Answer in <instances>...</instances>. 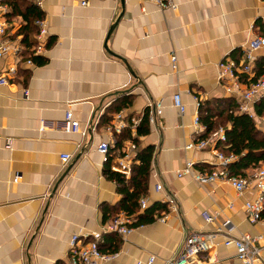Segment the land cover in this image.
Masks as SVG:
<instances>
[{
    "label": "crops",
    "instance_id": "0c3cea01",
    "mask_svg": "<svg viewBox=\"0 0 264 264\" xmlns=\"http://www.w3.org/2000/svg\"><path fill=\"white\" fill-rule=\"evenodd\" d=\"M27 1L43 17L34 20L35 32L25 39L20 29L27 22L11 6L8 19L23 48L0 59V75L18 66L16 79L0 84V264H74L73 235L88 241L102 232L100 246L119 253L107 264L178 260L194 232L215 236L190 264H243L236 248L225 244L228 235L242 234L261 237L264 261V211L259 220L246 211V203L259 195L256 181L250 179L243 192L226 180L200 183L195 174L211 170L214 150L221 151L219 141H225L187 148L205 133L194 122L202 113L198 102H210L217 119L223 109L219 99H231L234 112L242 113L240 98L219 80V63L241 60L249 43L264 37V0H173L177 7L167 10L147 0ZM41 20L48 33L37 52ZM30 58L33 66L26 63ZM263 62L261 49L255 65ZM261 99L247 114L264 133V114L257 112ZM224 108L226 115L227 104ZM68 111L80 123L78 132L67 130ZM146 115L149 132L140 135ZM9 139L12 149L6 147ZM102 142L110 144L107 155L98 149ZM146 148L153 156L139 212L156 202L168 209L156 211L153 222L135 225L136 215L121 209L124 195L108 170L129 183L133 165L140 163L135 156ZM63 154L71 159L64 161ZM126 154L129 174L117 168ZM188 162H194V172L179 175ZM260 169L264 161L240 176L252 178ZM121 214L130 216L133 231L106 233Z\"/></svg>",
    "mask_w": 264,
    "mask_h": 264
},
{
    "label": "built area",
    "instance_id": "2783aa9c",
    "mask_svg": "<svg viewBox=\"0 0 264 264\" xmlns=\"http://www.w3.org/2000/svg\"><path fill=\"white\" fill-rule=\"evenodd\" d=\"M31 1V0H30ZM155 2L162 10L170 8H176V4L173 0H147ZM37 4H42L43 0H34ZM83 5L88 3L87 0H81ZM11 12V5L9 0H0V59L11 54H19L23 48L22 44L15 35V26L13 22L8 19V14ZM41 25V31L38 35V45L36 46L37 52H40L43 48L42 40L48 33L47 24L45 21H39ZM261 49H264V37L260 36L253 39L249 45L245 48L243 58L239 61L234 58H229L226 61L219 63V80L224 84L226 92L230 95H234L240 98V111L242 113L253 114L251 106L257 101V99L264 97V73H262L256 81H248L243 79V74L252 76L255 74L254 67L258 59V53ZM28 66H33L32 59L27 60ZM18 75V66H9L5 75H0V84L6 85L12 79H16ZM28 94V91H27ZM175 105L180 108L181 112H184L186 107L181 100L180 94L174 96ZM202 104L198 102L200 107ZM157 112L161 113V104H157ZM67 130L78 132L80 123L73 116L71 111L67 112ZM195 125L200 130L205 131L206 126L202 123L201 115L198 114L194 119ZM216 140L226 141V133L223 127H220L207 139L201 138L198 141H193L187 145L189 149L201 150L206 148L209 143ZM6 147L12 149L13 140L9 139L6 142ZM99 151L104 155H107L110 150V144L108 142H102L99 145ZM217 156L216 164L212 165L211 170L207 172H197L195 178L200 183H211L216 180H226L231 183L239 192L245 191L250 186V179L256 181V186L259 190V195L255 200L248 201L246 203V211L248 215L254 219L259 220L262 217L264 211V169L258 170L252 178L247 176L232 175L228 170V165L233 161L234 156H227L222 151L214 150ZM127 159H122L117 167L120 171L129 174L132 167L129 162L130 155L126 154ZM62 159L68 161L71 159L70 154H63ZM194 162H188L185 169L179 172V175L183 173H193ZM158 190L163 189L162 184L157 186ZM148 203L147 197L141 198V205L145 207ZM207 221H213V216L210 214H204ZM131 221L128 215H119L109 222L104 229L106 233L117 232L120 234H130L133 228L129 226ZM103 232L93 234L92 238L87 241V238H80L79 235H73L70 241L71 257L74 264H107L110 261L118 257V252H103L100 247V240ZM215 236L214 233L208 232H194L187 236L184 245V253L178 260H169L165 264H190L200 254L207 251L211 246V240ZM260 238L251 234H242L241 236H230L225 240V244L234 246L237 250V257L243 264H264L261 252L262 246L260 245ZM155 257L150 258L148 264H153ZM215 264V262H213Z\"/></svg>",
    "mask_w": 264,
    "mask_h": 264
},
{
    "label": "trees",
    "instance_id": "16d2710c",
    "mask_svg": "<svg viewBox=\"0 0 264 264\" xmlns=\"http://www.w3.org/2000/svg\"><path fill=\"white\" fill-rule=\"evenodd\" d=\"M9 3L13 8V14H19L26 20L27 23L22 26L20 31L24 33L25 39L28 38L31 32H35L34 20L41 19L43 17V11L36 4L28 2L27 0H9ZM240 56L241 55L236 58L239 59ZM254 72L255 74L252 76L243 74V79L256 81L257 78L264 73V62L261 63L258 68L257 65H255ZM219 101V107H223V109L220 110L218 119L215 118L216 113L209 105L210 102L201 103V120L206 126L202 138L210 136L220 127H223L227 140L223 142L224 144L222 145L219 141L218 147L221 151L233 153L237 157L236 160L228 165V168L231 174L240 176L244 174L245 169L251 166H257L261 161H264V133L257 128L253 116L247 113L234 112L236 108L232 105L231 99L228 100L224 98L219 99ZM226 104L229 112L224 115V111H227L225 110L226 108H224ZM257 112L259 114H264V98L260 100ZM148 132V115H146L138 126V133L141 135L147 134ZM152 156L153 150L151 148H146L137 152L135 160L140 161V163H135L133 165L132 177L129 181L130 184L125 178V175L108 170L110 176L116 179L118 187L124 195L120 203L121 209L130 215H136L135 217L137 220L135 225L153 222L155 220L156 211H166L168 209L166 203L156 202L153 206L146 208L144 212H139L138 200L148 189ZM100 247L101 250L106 253L116 252V249L102 247V245Z\"/></svg>",
    "mask_w": 264,
    "mask_h": 264
},
{
    "label": "water",
    "instance_id": "95a60500",
    "mask_svg": "<svg viewBox=\"0 0 264 264\" xmlns=\"http://www.w3.org/2000/svg\"><path fill=\"white\" fill-rule=\"evenodd\" d=\"M122 2H123V4H124V3H125V0H122ZM114 27H115V26L112 27V29H111V33H112ZM111 33H110V35H111ZM110 35H109V36H110ZM108 39H109V37H108ZM108 39H107V40H108Z\"/></svg>",
    "mask_w": 264,
    "mask_h": 264
},
{
    "label": "rangeland",
    "instance_id": "374dc122",
    "mask_svg": "<svg viewBox=\"0 0 264 264\" xmlns=\"http://www.w3.org/2000/svg\"><path fill=\"white\" fill-rule=\"evenodd\" d=\"M119 254V253H118Z\"/></svg>",
    "mask_w": 264,
    "mask_h": 264
}]
</instances>
